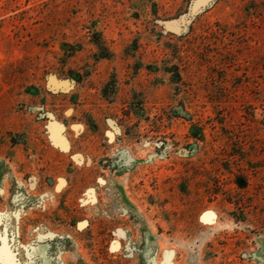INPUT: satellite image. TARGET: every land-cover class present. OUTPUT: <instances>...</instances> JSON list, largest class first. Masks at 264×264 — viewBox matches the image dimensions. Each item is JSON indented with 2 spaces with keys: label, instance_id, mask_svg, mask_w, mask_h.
<instances>
[{
  "label": "rangeland",
  "instance_id": "1",
  "mask_svg": "<svg viewBox=\"0 0 264 264\" xmlns=\"http://www.w3.org/2000/svg\"><path fill=\"white\" fill-rule=\"evenodd\" d=\"M0 264H264V0H0Z\"/></svg>",
  "mask_w": 264,
  "mask_h": 264
},
{
  "label": "water",
  "instance_id": "2",
  "mask_svg": "<svg viewBox=\"0 0 264 264\" xmlns=\"http://www.w3.org/2000/svg\"><path fill=\"white\" fill-rule=\"evenodd\" d=\"M206 0H200V2H205Z\"/></svg>",
  "mask_w": 264,
  "mask_h": 264
}]
</instances>
